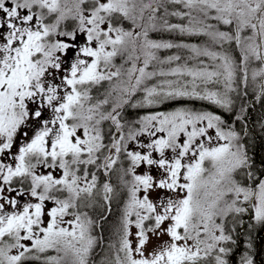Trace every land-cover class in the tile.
Returning a JSON list of instances; mask_svg holds the SVG:
<instances>
[{
  "label": "snow or ice",
  "instance_id": "1",
  "mask_svg": "<svg viewBox=\"0 0 264 264\" xmlns=\"http://www.w3.org/2000/svg\"><path fill=\"white\" fill-rule=\"evenodd\" d=\"M250 80L264 107V0H0V264H96L118 193L99 264H230Z\"/></svg>",
  "mask_w": 264,
  "mask_h": 264
},
{
  "label": "trees",
  "instance_id": "2",
  "mask_svg": "<svg viewBox=\"0 0 264 264\" xmlns=\"http://www.w3.org/2000/svg\"><path fill=\"white\" fill-rule=\"evenodd\" d=\"M173 22H177V21L173 20ZM165 38H167V35L165 36ZM192 42H197V41L193 40ZM252 67H257V65L254 64ZM253 87L254 86L252 85V82L250 80L249 93H250V98L255 103V107L254 109L251 107L249 109L250 116L247 121V132L249 133V135L247 137V140H248L250 152L255 153L257 162L259 163V161L262 158H264V130L261 129V123H264V120L261 119L262 117H264V107H262L260 103L255 102L254 93L252 91ZM202 103L203 102L197 101L195 102V106L197 108H200L202 106ZM113 184L114 186L118 187V181L116 180L115 177H113ZM122 209H123V200L118 193L113 198L112 211L111 214L108 216V219L106 221H103L101 227H96L94 229L93 232L94 235L103 237V243L96 250V253L93 257L96 261V264H99L100 258L105 254V252H107V245L109 244V242L115 239L113 235V225L118 222ZM85 211H88L89 215L93 216L94 219L98 218L96 213L93 212V210L85 209ZM256 230L257 229L252 230L251 233L255 234ZM251 243L253 244L251 247L252 254L256 251L258 252L255 239L251 240ZM233 249L234 251L232 256L230 257V264H237L236 259L239 258L237 251L238 248L236 247V245H234ZM48 255H56V253L50 252L48 253ZM254 263L257 264L255 260Z\"/></svg>",
  "mask_w": 264,
  "mask_h": 264
},
{
  "label": "flooded vegetation",
  "instance_id": "3",
  "mask_svg": "<svg viewBox=\"0 0 264 264\" xmlns=\"http://www.w3.org/2000/svg\"><path fill=\"white\" fill-rule=\"evenodd\" d=\"M247 224V221L245 222ZM255 229L256 232L255 234L251 233L252 236L249 238V235L246 231H241V234L239 235V237L237 238V244L236 247L238 248V255L239 258L236 259L237 264L241 263V248L243 247V249H246L247 246H249V244H251L252 247V243L251 240L255 239L256 241V247L258 252H254L252 254L253 259L255 260V262L257 264H264V228L262 227H256ZM255 264V263H254Z\"/></svg>",
  "mask_w": 264,
  "mask_h": 264
},
{
  "label": "rangeland",
  "instance_id": "4",
  "mask_svg": "<svg viewBox=\"0 0 264 264\" xmlns=\"http://www.w3.org/2000/svg\"><path fill=\"white\" fill-rule=\"evenodd\" d=\"M251 255L252 256V250L251 248H249V246H247L246 249H243V247L241 248V253L240 256L243 257L244 255ZM241 264V263H240Z\"/></svg>",
  "mask_w": 264,
  "mask_h": 264
}]
</instances>
